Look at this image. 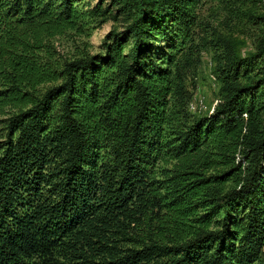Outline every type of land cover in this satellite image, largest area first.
Here are the masks:
<instances>
[{"label": "trees", "instance_id": "trees-1", "mask_svg": "<svg viewBox=\"0 0 264 264\" xmlns=\"http://www.w3.org/2000/svg\"><path fill=\"white\" fill-rule=\"evenodd\" d=\"M198 2L108 0L123 29L53 64L74 0H0V264H264V34L244 55L215 37L221 98L188 118Z\"/></svg>", "mask_w": 264, "mask_h": 264}, {"label": "rangeland", "instance_id": "rangeland-1", "mask_svg": "<svg viewBox=\"0 0 264 264\" xmlns=\"http://www.w3.org/2000/svg\"><path fill=\"white\" fill-rule=\"evenodd\" d=\"M107 2L108 0H74L79 13L78 25L44 38L43 42L47 47H42L38 52L39 63L44 61V50L48 51L53 64L102 51L104 36L110 31L122 30L125 25L124 18L114 13L113 9H108ZM195 13L197 20L192 28V40L175 54V60L182 69V86L188 96L184 107L188 118L206 115L220 101V84L212 71L216 49L221 50V44L215 42V37L230 40L234 49L244 55L253 50L255 39L264 34V25L253 20V16H264V0H199ZM155 42L163 50L167 45L166 38ZM128 44L129 41L124 45L123 52L127 50ZM13 112L15 111L10 105H0V135L4 120ZM234 158L236 162V155ZM173 163L174 160L167 157L157 161L154 164L155 179H162L161 170L170 168ZM218 170L219 167L215 171ZM212 171L214 169L211 168L209 173ZM233 185L229 179L221 188L226 190ZM159 192L163 193L162 190ZM119 245L124 246V243Z\"/></svg>", "mask_w": 264, "mask_h": 264}]
</instances>
